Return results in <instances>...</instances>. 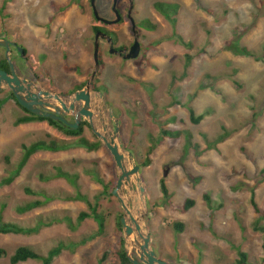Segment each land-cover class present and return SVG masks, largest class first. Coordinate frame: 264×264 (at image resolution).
<instances>
[{
	"label": "rangeland",
	"instance_id": "374dc122",
	"mask_svg": "<svg viewBox=\"0 0 264 264\" xmlns=\"http://www.w3.org/2000/svg\"><path fill=\"white\" fill-rule=\"evenodd\" d=\"M87 1L0 0V35L23 44L27 55L24 60L19 51L12 52L15 71L25 74V68L32 67L43 89L50 86V79L55 89L60 85L67 91L85 83L94 70L91 29L99 25ZM156 2L178 5L176 25L154 9ZM98 11L108 16L105 10ZM133 17L138 24L149 20L157 28L140 30L141 51L135 60L107 53L100 42L104 66L98 78L99 85L108 89V104L98 97L93 103L104 111L109 131L114 129L110 117L114 114L119 121V142L140 166L147 206L142 223L151 247L169 264H236L239 251L247 255L245 264H264V233L253 229L256 221L264 226V0H135ZM109 29L119 33V43L132 42L128 22ZM174 33L191 43V49L174 39L160 40ZM233 44L246 47L255 58L234 53ZM187 55L192 57L188 67ZM1 58H5L2 47ZM1 99L5 103L0 107V180L15 169L21 145L44 140L47 134L71 140L46 122L36 123L42 128L14 126L15 119L25 113L8 90L0 92ZM188 108L195 117L204 116L200 123L191 122ZM170 118L176 122L168 123ZM93 126L107 135L101 124L93 121ZM162 129L190 133L197 148L188 145L183 135L161 139ZM225 132L228 137L216 149H206L205 137L213 141ZM150 136L159 143L150 165L143 167ZM82 137L98 140L92 128H85ZM56 168L77 174L78 189L62 178L41 181L40 175H55ZM117 178L113 158L102 143L92 152L78 145L60 152H37L10 185L0 186V222L33 227L53 214L69 216L76 223L79 212H89V208L85 202L64 199L80 193L92 205L97 200L98 212L106 219L104 232L96 233L92 219L75 231L59 223L31 236L0 234V247L8 255L20 246L46 255L63 242L67 247L52 264H120L116 221L124 212L116 197L102 194L103 185L114 182L115 186ZM162 180L173 206L181 207L186 199L195 205L187 213L162 206ZM26 188L38 195L26 194ZM253 189L258 214L250 203ZM48 196L54 200L45 206L25 214L16 212L17 207ZM131 197L136 193L125 195L132 210ZM139 211L143 213L141 205ZM167 221L183 223L184 232H175ZM86 238V243L70 247ZM0 264H10L9 257L0 258Z\"/></svg>",
	"mask_w": 264,
	"mask_h": 264
},
{
	"label": "trees",
	"instance_id": "16d2710c",
	"mask_svg": "<svg viewBox=\"0 0 264 264\" xmlns=\"http://www.w3.org/2000/svg\"><path fill=\"white\" fill-rule=\"evenodd\" d=\"M153 7L159 14H161L167 21H169V23H171L172 25H176L177 19L175 16L178 14L177 13L178 9H179L178 5L171 4V3L156 2V3H154ZM3 9H4V7L1 8V11ZM51 9L53 11L57 10L56 7L53 5L51 6ZM209 12L212 13V11H209ZM139 25L142 28H144L146 30H151V31H155L157 28V26L154 25L153 23H151L149 20H143L140 22ZM98 30H99L98 27L94 28V31H98ZM173 39L175 40V42L179 43L180 45H182L184 47H187L190 49L192 47L191 43L186 42L181 35L176 34V33H174L171 36L162 37L160 40H173ZM159 41L157 43H159ZM230 49L232 51H234V53H236V54L255 58L254 53L249 51L246 47H239L238 45L233 44V45H231ZM185 60H186V66L188 67L192 61V57L190 55H187L185 57ZM100 67L101 68H100V71L98 73V76L100 75L101 70L103 68L102 62H100ZM0 70H4V71L9 72V66H8V63H7L5 58L0 60ZM84 85H85V83L76 86L73 90H71V93H73L76 90H80L81 88H83ZM93 89L97 92L102 93L106 103L108 104V100H106V98H105V96H108L107 95L108 89L105 86H100V87L94 86ZM9 97L12 100H14L16 105L25 113L24 115L19 116L18 118L15 119V121L13 123L14 126H20V125H25V124L34 123V122L35 123L46 122L50 127L57 129L65 137H68L71 140L56 139V138H53L51 135L47 134L45 136L46 139H44V140L36 141L30 145H21L22 155L20 157L19 162L17 163V165L13 171H11L6 177H4L2 180H0V186L10 185L14 181V179L20 174L22 169L27 165L31 156H33L37 152H40V151L60 152V151L68 150L69 148H71L73 146H77V145L82 146V147L86 148L88 151L92 152V151H97L101 147L100 141L96 140L94 142H91L88 139H86L85 137H82V135L84 133V129L90 128V125L88 122L82 121L80 123L78 129L73 130V129L61 124L58 121L38 117V116L31 114L30 112H28L27 110L22 108L17 103L15 97L13 96V94L11 92H9ZM4 103H5V100L1 99L0 100V107ZM176 104H179V103H176ZM188 112L190 115L189 116L190 120L194 124L200 123V121L204 118L203 115H200L199 117H195V113H194L192 108H188ZM116 117L118 118V116H116ZM71 122H73V120H71ZM167 122L168 123H175L176 120L174 118H170L169 120H167ZM181 135L185 136L188 145L196 147L195 145H193L191 143V135L188 132H182V131H178V130H175V131L165 130V129H162L160 131V138L161 139H163V138L175 139V138H179ZM227 137H228L227 132L223 133L216 140H213V141H208L207 138L205 137V140L207 142L206 149L207 150L216 149L218 144H221L225 140V138H227ZM150 141H151V145L147 149V153H146L147 156H146L145 161L142 164L143 167H147L150 165V163H151L150 156L153 154V152L155 151V149L159 143L152 136H150ZM6 161L8 163L7 157H6ZM261 174L264 175V169L261 171ZM53 178L65 179L75 189H78V184H77L78 175L77 174H69L67 172L62 171L59 168H56L55 175L48 176V177L40 175L41 181H50ZM194 180H200V178L194 179ZM103 186L104 187H103L102 194L108 195L111 197L112 196V190L115 188L114 182L113 183L111 182L109 185L104 184ZM24 191L28 195H33V196L38 195L37 193H35V192H33L27 188ZM160 192L162 195V206L170 207L171 209L176 210L178 212L187 213L195 205L194 200L186 199L181 207L173 206L171 201H170L171 200V194L169 193V190H168L166 184L164 183V180H162L160 182ZM255 197H256L255 189H253L251 192L250 203H251V206L254 209V211L258 214L260 212V210L257 207ZM53 200H54V198L49 197V196L45 197V199L34 200V201L26 203L22 206L17 207L16 212L18 214H25V213H28V212L34 210V209L41 208ZM64 200L85 202L89 208V212H85V211L79 212V214L77 215V218H76V223H74L69 216L64 215V216L60 217V216H55L53 214L50 215L49 217H47L46 219H40L39 223L38 224L36 223L33 227H21L17 224H13V223L0 222V234H2V235H9L10 234V235L31 236V235L38 234L41 231V229H43V228H49L52 225L59 224V223H65L67 225V227L69 228V230L75 231L77 226L87 219H92L96 223V225H97L96 233L98 235H101L104 232L106 219L102 213L98 212L99 206H98L97 200H96L95 204L92 205L89 202L88 198L85 195H82L80 193H76V195L73 197L72 196L66 197ZM204 201L208 204V206L210 205V199L208 196H206V195L204 196ZM120 220H121V218H118L116 221V227H117V230L119 233V246H120V249L117 251L116 256H117L120 264H131L130 261L126 257L125 250H124V238L122 235V227H121V221ZM259 222L260 221H256L254 223L253 229L255 231H259V232L264 233V226H260ZM167 223L170 226H172V228L174 229L175 232H177V233H183L184 232V226L185 225L183 223L170 222V221H167ZM87 240H89V239H87V238L83 239L80 242H77L75 244L70 245V247H73V246L77 247L79 245H82V244L86 243ZM66 247H67V245L65 243L61 242L57 246L51 248L47 252L46 255H40L35 250H33L32 248L27 247V246H20L11 255H8L7 251L4 248L0 247V258L9 257V263L10 264H21V263H25L28 261H39V262H41V264H52L54 259L57 258L63 252V250L66 249ZM105 255H107V253H105ZM105 255L102 257L101 260L105 259ZM238 256L240 257V259L237 261L236 264H245L247 255L245 253L239 251Z\"/></svg>",
	"mask_w": 264,
	"mask_h": 264
},
{
	"label": "water",
	"instance_id": "95a60500",
	"mask_svg": "<svg viewBox=\"0 0 264 264\" xmlns=\"http://www.w3.org/2000/svg\"><path fill=\"white\" fill-rule=\"evenodd\" d=\"M116 3L117 0H114L113 13L116 19L113 22L102 20L104 23L117 24L120 22ZM91 7L95 19L101 20L95 7V0H91ZM129 18L135 35V42L130 51L124 56V59L134 60L139 56L140 43L137 38L135 23L130 16ZM99 36L103 37L104 35L100 33L95 35L93 50L94 70L88 77L85 87L69 96L40 88L38 82L36 83L20 77L11 61V46L14 44L4 38H0V47L5 49V59L9 66V72L0 70V92L10 90L17 103L31 114L58 121L73 130L78 129L82 119L89 123L93 134L111 154L118 170V178L115 188L112 190V196L116 197L120 202L124 212L120 221L127 259L131 264H169L165 260L158 258L156 252L151 247V237L146 233V227L142 223L147 214V206L140 166L137 164L134 155L124 150L119 142V121L112 114L110 115L114 124V129L110 131L107 130L108 126L106 122L104 121L105 124L101 122L103 132L107 135L94 129L93 126L94 120H101V118L97 119L96 117V112L99 113L100 110L97 104L93 103V98L98 96L104 99L102 93L91 89L92 82L100 70ZM107 41L110 42V38L107 37ZM17 50L19 51V55L23 57V49L18 47ZM101 105H104L103 102ZM70 115L74 116L73 123H70L66 119ZM166 176L167 171H164L163 177ZM130 193H136V197H131V200L135 204L132 210L129 209L125 202V195ZM140 205L143 213L139 211ZM132 247H134L137 255L136 258L133 257Z\"/></svg>",
	"mask_w": 264,
	"mask_h": 264
},
{
	"label": "flooded vegetation",
	"instance_id": "af4514ba",
	"mask_svg": "<svg viewBox=\"0 0 264 264\" xmlns=\"http://www.w3.org/2000/svg\"><path fill=\"white\" fill-rule=\"evenodd\" d=\"M87 2H88V5H89V8H90V11H91L93 19L95 20V22H97L99 24V25L93 26L92 29H91V31H93L94 43H95V35L96 34L100 33V34L104 35L103 37L99 36V61L102 62V65L104 66V62H103V59H102L103 49L101 48L100 42H102L105 45V47L107 48V53H110L111 55L116 56V57L120 58L121 60H125L124 56L130 51L132 45L135 42V35L133 33V28H132V24H131L129 16L133 19V21L135 23V30L137 32V38H138L139 43H140V40H139L140 33L139 32H140V30L144 29V28H142L139 25L140 23L138 24L136 22V20L133 17V11L135 10V0H117L116 9H117V11L119 13V16H120V22H118L117 24H107V23H104L102 21V20H105L107 22H113L116 19V16L113 13V2H114V0H103V3H101L102 0H101V2H100V0H95V7H96V10L98 12V16H99V18L101 20L95 19L94 15H93L92 7H91V0H88ZM101 5L103 7H100ZM98 9H100L102 11L105 10L106 13L108 14V16L100 15ZM124 22H128L129 25H130V30H131V34H132V42L130 44H126L124 42L119 43V40H120L119 39V33L117 34L116 32L111 31L109 29L111 27H116V26H118L120 24H123ZM95 27H98L99 30L98 31H94ZM107 37L110 38V40H111L110 42L107 41ZM0 38H4L5 39V37L3 35H0ZM8 41H10L11 43L14 44L13 46H11V55H12L13 51H15V52L18 51L17 50L18 47L22 48L24 46L23 44H19L18 42H15L13 40H8ZM4 51H5V49H4ZM140 51H141V43H140ZM17 54H18V52H17ZM139 55H140V53H139ZM26 56H27L26 52L23 50V57H21V56L20 57L25 60ZM0 60H2V58ZM126 61H128V60H126ZM25 69L27 70V73H25V74L18 73L19 76L22 77V78H26L28 80H31L33 82H36V83L38 82L40 84L41 79L35 73V71L32 69V67L28 66ZM98 73H97V75L95 76V78H94V80L92 82V85H91V89L92 90H94L93 89L94 86H97V87L105 86L103 84L99 85L100 81H99V78H98ZM86 82H87V79H86ZM86 82H85V85H86ZM54 85L55 84H54L53 79H50V86L46 87L45 89L49 90L51 92H54V93L56 92V93H59V94H65L66 96H69L70 94H72L71 91H67V90H65L63 88H59L60 85H56V86H58V89H55ZM85 85L83 86V88L85 87ZM52 86H53V88H50ZM83 88H81V89H83ZM76 91H79V90H76ZM76 91H74V92H76ZM8 92H10V90H8ZM66 119L70 123L74 122V116H72V115L71 116H67ZM71 120H73V122H71ZM82 121H84V120L82 119ZM133 254L137 257L134 248H133ZM156 254H157L158 258L163 259V260L165 259V258H163L160 255V252H156Z\"/></svg>",
	"mask_w": 264,
	"mask_h": 264
},
{
	"label": "bare ground",
	"instance_id": "6f19581e",
	"mask_svg": "<svg viewBox=\"0 0 264 264\" xmlns=\"http://www.w3.org/2000/svg\"><path fill=\"white\" fill-rule=\"evenodd\" d=\"M96 97H98V96H95V98ZM99 98V97H98ZM112 111V110H111ZM98 114V113H97ZM113 114V113H112ZM114 115V114H113ZM71 116V115H70ZM99 118H101V120L99 119ZM97 119H99L98 121H96V120H94L95 122H97V124L99 123V124H101V122L103 123V124H105V119H104V111L101 109V112H100V114H99V117H97ZM95 126V125H94ZM96 127V126H95Z\"/></svg>",
	"mask_w": 264,
	"mask_h": 264
},
{
	"label": "crops",
	"instance_id": "0c3cea01",
	"mask_svg": "<svg viewBox=\"0 0 264 264\" xmlns=\"http://www.w3.org/2000/svg\"><path fill=\"white\" fill-rule=\"evenodd\" d=\"M26 47V46H25ZM27 49V48H26ZM25 125H35L36 126V128L37 127H40V128H42V126H40V125H36V123L34 122V123H29V124H25Z\"/></svg>",
	"mask_w": 264,
	"mask_h": 264
}]
</instances>
